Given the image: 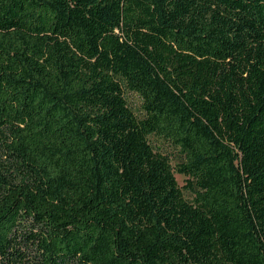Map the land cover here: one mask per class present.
<instances>
[{
  "label": "trees",
  "instance_id": "trees-1",
  "mask_svg": "<svg viewBox=\"0 0 264 264\" xmlns=\"http://www.w3.org/2000/svg\"><path fill=\"white\" fill-rule=\"evenodd\" d=\"M0 264H264V0H0Z\"/></svg>",
  "mask_w": 264,
  "mask_h": 264
},
{
  "label": "rangeland",
  "instance_id": "rangeland-1",
  "mask_svg": "<svg viewBox=\"0 0 264 264\" xmlns=\"http://www.w3.org/2000/svg\"><path fill=\"white\" fill-rule=\"evenodd\" d=\"M127 99L129 101L130 106L133 108V110L137 114H140L139 112L140 104H141L140 99L136 95L131 94V93L127 94ZM152 141L158 150L162 151L163 154H168L170 156L171 166L173 167L175 178L178 182V185L181 187L184 197L186 199L191 200L193 198L192 194L190 193L188 189L183 188L187 184L186 182L187 178L177 173L176 171V168L178 164L180 163V157L176 153V150L168 142H165L161 139L152 138Z\"/></svg>",
  "mask_w": 264,
  "mask_h": 264
}]
</instances>
